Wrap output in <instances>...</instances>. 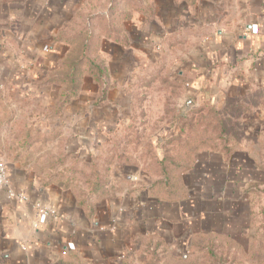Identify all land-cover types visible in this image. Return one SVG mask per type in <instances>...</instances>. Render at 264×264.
<instances>
[{
  "label": "crops",
  "instance_id": "obj_1",
  "mask_svg": "<svg viewBox=\"0 0 264 264\" xmlns=\"http://www.w3.org/2000/svg\"><path fill=\"white\" fill-rule=\"evenodd\" d=\"M175 1L141 4L128 19L132 27H121V40L100 37L92 53L106 69L104 82L84 72L76 98L52 122L70 126L72 156L95 157L103 137L126 116L128 123L151 89L159 92L161 75L181 84L175 106L184 98L194 106L264 91V0ZM60 7V0H0V96L16 87L30 91L35 75L58 64L65 44H52L49 37L63 20ZM194 27L208 29L196 47ZM45 89L55 91L52 85ZM205 157L185 177L193 196L182 206L148 197V175L127 165H112L108 193L81 207L69 189L43 184L32 170L8 164L14 187L26 199H8L0 190V264H64L70 253L77 256L71 264H139L130 258L143 250L132 244L155 235L163 237L165 251L175 250L187 240L185 233L175 235L178 219L180 226L190 224L193 214H202V204L225 190L224 183H215L221 167Z\"/></svg>",
  "mask_w": 264,
  "mask_h": 264
},
{
  "label": "rangeland",
  "instance_id": "obj_2",
  "mask_svg": "<svg viewBox=\"0 0 264 264\" xmlns=\"http://www.w3.org/2000/svg\"><path fill=\"white\" fill-rule=\"evenodd\" d=\"M139 1L60 0L63 20L49 41L54 44L52 39L56 34L69 36L79 28L83 32V25L94 33L101 32L105 26L119 30L123 26L130 28L128 19ZM150 1L153 0H141V4L149 5ZM175 2L177 6L182 5V0ZM99 15L110 16L104 21ZM191 31L196 47L206 39L208 29L194 27ZM85 40L86 34L64 40L65 53L58 64L50 71L35 75L30 91L16 87L0 96V119H4L0 123V159L7 165L32 170L43 184L55 183L69 189L77 202L88 196L93 172L99 171L100 176L108 179L110 167L115 164L135 167L141 172L144 168L150 186L159 177L157 160L166 158L167 165L173 161L171 156L177 154L178 142H167L164 138L179 132V127L171 121L176 113H181L190 120V124L187 121L186 125L182 124L181 132L194 136L204 134L207 138L203 144L208 148L194 149L191 168L182 175L185 198L175 203L182 206L193 196L185 177L194 168L195 160L205 156L221 167L215 183H224L225 190L211 204H202V214L198 217L193 214L190 224L183 222L180 226L179 216V219L175 217L178 223L173 230L175 235L186 234L185 244L167 252L164 239L159 235L138 238L132 244L133 250L138 247L143 252L131 255V261L139 264H264V91L226 94L218 103L194 105L184 114L182 104L174 105L181 84L177 78L161 75L156 79L158 82L155 80L159 92L151 89L146 94L148 99L143 98L137 103L138 107L132 109L129 122L125 123L126 116L114 131L103 137L101 144L95 147V157H74L68 150L70 126L52 122L65 105L76 98L80 89L77 87L75 96L59 108L65 98L61 93L72 88L71 64L80 56ZM83 74L79 73L81 80ZM18 84L19 81L15 85ZM51 85L55 88L52 94L42 90ZM10 103L12 108L8 109ZM116 191L110 189L111 193ZM199 217L210 220L201 223L197 221Z\"/></svg>",
  "mask_w": 264,
  "mask_h": 264
},
{
  "label": "trees",
  "instance_id": "obj_3",
  "mask_svg": "<svg viewBox=\"0 0 264 264\" xmlns=\"http://www.w3.org/2000/svg\"><path fill=\"white\" fill-rule=\"evenodd\" d=\"M189 1L192 2L194 0ZM141 6L142 5L140 0L139 4L136 5V8H140ZM99 16L104 21H108L106 18L110 15ZM85 27L86 26L83 25V32L82 29L79 28V30L70 34L69 36H65L63 34H56L52 39L54 43L64 40L70 41V38L73 40L75 37H80V35L86 34V40L85 43L82 45V51L80 53V56L71 64L72 71L70 73V76L72 78V88L61 93V95L63 94L62 96L65 98L64 100L62 99L59 108H63L64 104L69 102V98H71L75 94L77 87L78 89L80 88V72H86L92 75V77L98 84L104 82L107 72L103 63L99 61L98 58L93 56V48L97 45L101 36L115 35L116 39H120V30L117 28H113L112 26L108 28L105 26L101 32L99 31V33H94L93 30L87 29ZM100 95L101 99H103L104 93ZM174 117L175 118H173L171 123L174 126L179 127V132L168 134L164 138V140H166L167 142H172L173 140L178 142L177 154H175V156H171L173 161L167 165L165 164L167 160L165 158L166 155L163 156L165 158L164 160L162 158H159V160H157L159 164V172H157V174L159 175V177L153 180L150 186L147 187L148 197L156 201L179 202L185 198L186 193L184 190V181L182 175L187 172L188 169L191 168L193 151L194 149H198V147H202L199 149L208 148V145L203 144V140L207 138L204 137V134L194 136L193 134L188 132H181L182 124L186 125V123H189L190 121L187 120V116H183L181 113H176ZM2 121H4V119H0V123ZM196 141L198 143L194 144V142ZM143 171L145 172L144 168ZM91 179L92 180L89 181L90 191L87 194L88 196L83 198L81 202H78V205L81 207H85L87 205L90 206L88 202L89 198L98 199L99 197L105 196L108 193L105 186L107 184V179L103 178V176H100L99 171L95 173L93 172V176ZM91 195H93L94 197ZM70 254L69 256L71 257V260L64 261V264H71L73 259L77 260L76 253Z\"/></svg>",
  "mask_w": 264,
  "mask_h": 264
},
{
  "label": "built area",
  "instance_id": "obj_4",
  "mask_svg": "<svg viewBox=\"0 0 264 264\" xmlns=\"http://www.w3.org/2000/svg\"><path fill=\"white\" fill-rule=\"evenodd\" d=\"M0 190L8 199L25 200L26 196L16 190L9 176V168L6 162L0 159Z\"/></svg>",
  "mask_w": 264,
  "mask_h": 264
},
{
  "label": "water",
  "instance_id": "obj_5",
  "mask_svg": "<svg viewBox=\"0 0 264 264\" xmlns=\"http://www.w3.org/2000/svg\"><path fill=\"white\" fill-rule=\"evenodd\" d=\"M182 105V113L185 114L192 107V102L189 98H184Z\"/></svg>",
  "mask_w": 264,
  "mask_h": 264
}]
</instances>
